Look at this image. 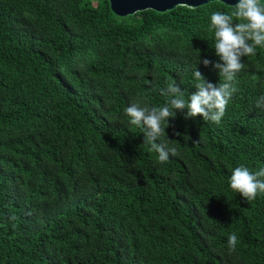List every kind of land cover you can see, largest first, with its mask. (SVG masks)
Listing matches in <instances>:
<instances>
[{"label":"trees","instance_id":"obj_1","mask_svg":"<svg viewBox=\"0 0 264 264\" xmlns=\"http://www.w3.org/2000/svg\"><path fill=\"white\" fill-rule=\"evenodd\" d=\"M232 9L0 0V264H264V192L228 183L264 166V48L242 57L219 124L169 118L167 162L124 116L162 106L168 83L187 100L195 68L218 84L209 18Z\"/></svg>","mask_w":264,"mask_h":264},{"label":"clouds","instance_id":"obj_2","mask_svg":"<svg viewBox=\"0 0 264 264\" xmlns=\"http://www.w3.org/2000/svg\"><path fill=\"white\" fill-rule=\"evenodd\" d=\"M234 17L240 22L234 23ZM209 31L212 33L214 55L213 62L202 60L205 67L211 65L218 70V84L207 81L195 68L193 78L196 81L195 91L184 98V92L175 83H168L161 88V93L168 97L162 106H154L146 101L136 99L124 109V116L131 125L138 126L144 134L152 151L157 153L160 163L167 162L170 155H176L177 149L168 143L166 127L169 118L176 116V110H184L185 117L198 114L204 121L210 120L219 124L226 107L237 91L236 76L244 67L242 57L255 55L257 48H264V2L261 0H238L230 12L213 11L210 15ZM235 20V21H236ZM257 106H264V96L259 97ZM167 139H164V137ZM229 187L241 194L246 201L255 199L258 193L264 192V166L251 171L245 165L231 169L228 178ZM238 242L235 233L227 239L228 248L234 250Z\"/></svg>","mask_w":264,"mask_h":264},{"label":"water","instance_id":"obj_3","mask_svg":"<svg viewBox=\"0 0 264 264\" xmlns=\"http://www.w3.org/2000/svg\"><path fill=\"white\" fill-rule=\"evenodd\" d=\"M112 12L119 16H127L139 11L152 9L165 12L176 6L199 7L209 2L218 1L233 6L238 0H108Z\"/></svg>","mask_w":264,"mask_h":264}]
</instances>
